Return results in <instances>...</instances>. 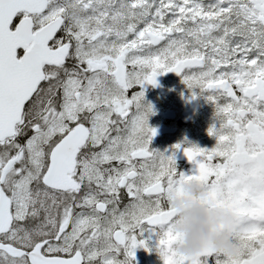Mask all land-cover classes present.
I'll return each instance as SVG.
<instances>
[{
    "label": "snow or ice",
    "instance_id": "obj_1",
    "mask_svg": "<svg viewBox=\"0 0 264 264\" xmlns=\"http://www.w3.org/2000/svg\"><path fill=\"white\" fill-rule=\"evenodd\" d=\"M169 72L212 105V148L151 147L145 92ZM193 182L234 216V257L177 254L171 202ZM137 249L264 264V0H0V264H135Z\"/></svg>",
    "mask_w": 264,
    "mask_h": 264
},
{
    "label": "flooded vegetation",
    "instance_id": "obj_2",
    "mask_svg": "<svg viewBox=\"0 0 264 264\" xmlns=\"http://www.w3.org/2000/svg\"><path fill=\"white\" fill-rule=\"evenodd\" d=\"M158 85L148 86L145 102L153 105L154 114L149 117V125L157 130L151 147L160 151L168 150L185 140L202 148H212L215 137L208 134V128L214 122V109L203 97L191 99V93L181 82V77L173 72L157 77ZM178 172L191 174V164L183 151L176 152ZM147 235V234H146ZM135 264H162L155 251L137 249Z\"/></svg>",
    "mask_w": 264,
    "mask_h": 264
},
{
    "label": "clouds",
    "instance_id": "obj_3",
    "mask_svg": "<svg viewBox=\"0 0 264 264\" xmlns=\"http://www.w3.org/2000/svg\"><path fill=\"white\" fill-rule=\"evenodd\" d=\"M185 196L173 199L171 207L176 211L178 222L175 231L182 241L176 248L181 256H193L210 247L226 257H234L236 248L231 243L235 218L230 211L217 208L209 210L203 188L198 183L183 186Z\"/></svg>",
    "mask_w": 264,
    "mask_h": 264
}]
</instances>
